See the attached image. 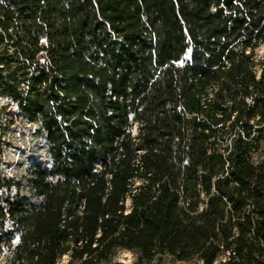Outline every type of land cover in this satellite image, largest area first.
Masks as SVG:
<instances>
[{
  "label": "trees",
  "instance_id": "16d2710c",
  "mask_svg": "<svg viewBox=\"0 0 264 264\" xmlns=\"http://www.w3.org/2000/svg\"><path fill=\"white\" fill-rule=\"evenodd\" d=\"M261 43L264 0H0L47 151L0 175L4 264H264Z\"/></svg>",
  "mask_w": 264,
  "mask_h": 264
},
{
  "label": "rangeland",
  "instance_id": "374dc122",
  "mask_svg": "<svg viewBox=\"0 0 264 264\" xmlns=\"http://www.w3.org/2000/svg\"><path fill=\"white\" fill-rule=\"evenodd\" d=\"M256 52L258 56L264 55V43L256 48ZM0 158V175L7 179L19 178L29 165L44 163L47 159L44 134L37 130L36 124L17 114L15 103L7 97H0ZM2 189L5 190L6 187ZM17 241L18 236H15L12 243ZM7 257L8 250L4 246L0 251V264H4ZM135 258L133 251L116 248L108 260L98 264H134ZM66 259L64 257V261ZM188 264L201 262L194 260Z\"/></svg>",
  "mask_w": 264,
  "mask_h": 264
}]
</instances>
